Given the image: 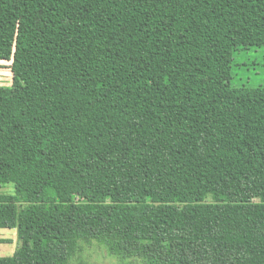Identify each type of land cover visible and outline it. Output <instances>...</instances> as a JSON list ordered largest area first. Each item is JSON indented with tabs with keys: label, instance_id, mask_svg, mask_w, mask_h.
<instances>
[{
	"label": "trees",
	"instance_id": "trees-1",
	"mask_svg": "<svg viewBox=\"0 0 264 264\" xmlns=\"http://www.w3.org/2000/svg\"><path fill=\"white\" fill-rule=\"evenodd\" d=\"M249 45L264 0H0V229L19 241L0 264H69L92 241L264 264V86L231 85Z\"/></svg>",
	"mask_w": 264,
	"mask_h": 264
},
{
	"label": "rangeland",
	"instance_id": "rangeland-1",
	"mask_svg": "<svg viewBox=\"0 0 264 264\" xmlns=\"http://www.w3.org/2000/svg\"><path fill=\"white\" fill-rule=\"evenodd\" d=\"M255 34L250 33L246 40L253 39ZM234 53L231 69V85L258 87L264 86V45H249ZM10 60H0V86L12 84L13 76L10 69ZM12 184L0 186V193H12ZM107 213L115 211V206L107 199L104 204ZM0 256L11 255L19 241L15 229H0ZM69 264H143L136 259H120L108 254L106 249L97 241L91 244H81V250L72 257Z\"/></svg>",
	"mask_w": 264,
	"mask_h": 264
}]
</instances>
